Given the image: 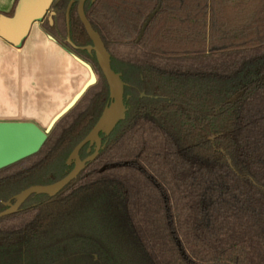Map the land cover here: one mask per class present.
Here are the masks:
<instances>
[{"label":"trees","instance_id":"16d2710c","mask_svg":"<svg viewBox=\"0 0 264 264\" xmlns=\"http://www.w3.org/2000/svg\"><path fill=\"white\" fill-rule=\"evenodd\" d=\"M77 4L54 0L43 27L97 81L36 153L0 167V210L69 173L112 101ZM83 11L125 111L61 189L0 216V264H264V0H86Z\"/></svg>","mask_w":264,"mask_h":264},{"label":"water","instance_id":"95a60500","mask_svg":"<svg viewBox=\"0 0 264 264\" xmlns=\"http://www.w3.org/2000/svg\"><path fill=\"white\" fill-rule=\"evenodd\" d=\"M53 1L54 0H19L15 11L11 16L0 14V37L14 44H20L21 40L27 35L34 22L42 20L46 14H52L50 7ZM85 1L86 0H78V15L92 41V49L95 52L98 64L107 80L112 101L104 108L95 126L70 153L69 158H76V164L73 169L55 182L47 184L34 183L23 188L15 195L13 202H8V206L0 210V216L15 212L25 197L32 192H45L53 194L61 189L77 175L87 160L97 155L100 148V138L98 137V132L103 130L104 132L109 133L116 122L124 114V82L121 80L120 76L114 73L111 69L109 54L99 35L94 31L85 17L83 11V4ZM159 7L160 5L158 4L145 18L136 40H139L142 37L148 23ZM77 60L86 66L89 71V77L81 89L68 102V104H66V106H64L51 119L46 128L43 129L30 120H0V167L36 153L43 145L48 133L56 121L75 105L87 88L96 82L97 78L92 67L79 57H77ZM87 142H95V150L90 156H86L81 159L78 156V152Z\"/></svg>","mask_w":264,"mask_h":264},{"label":"crops","instance_id":"0c3cea01","mask_svg":"<svg viewBox=\"0 0 264 264\" xmlns=\"http://www.w3.org/2000/svg\"><path fill=\"white\" fill-rule=\"evenodd\" d=\"M14 3L0 0V14L9 13ZM77 57L41 20L20 44L0 37V120H30L46 128L89 77Z\"/></svg>","mask_w":264,"mask_h":264},{"label":"flooded vegetation","instance_id":"af4514ba","mask_svg":"<svg viewBox=\"0 0 264 264\" xmlns=\"http://www.w3.org/2000/svg\"><path fill=\"white\" fill-rule=\"evenodd\" d=\"M48 15H49V14H46V15L44 16V18H47ZM42 20H43V19H42ZM42 20H41V21H42ZM85 61H86V60H85ZM87 62H88V61H87ZM88 63H89V62H88ZM89 64H90V63H89ZM90 66L92 67L91 64H90ZM92 69H93V67H92ZM93 71H94V69H93ZM94 73H95V71H94ZM95 75H96V73H95ZM96 78H97V75H96ZM96 81H97V79H96ZM21 204H22V203H21ZM21 204H20V205H21ZM7 206H8V205H7ZM7 206H6V207H7ZM6 207H5V208H6ZM19 207H20V206H19ZM19 207H18V208H19ZM17 210H18V209H17Z\"/></svg>","mask_w":264,"mask_h":264},{"label":"rangeland","instance_id":"374dc122","mask_svg":"<svg viewBox=\"0 0 264 264\" xmlns=\"http://www.w3.org/2000/svg\"><path fill=\"white\" fill-rule=\"evenodd\" d=\"M9 14H11V12L9 13ZM41 25L43 26V23H42V21H41ZM63 44V43H62ZM64 45V44H63ZM69 49V48H68ZM70 50V49H69ZM79 57V56H78ZM81 58V57H80ZM82 59V58H81ZM82 60H84V59H82ZM85 61V60H84ZM86 63H88L87 61H85ZM89 64V63H88ZM90 65V64H89ZM88 76H89V71H88ZM44 129V128H43Z\"/></svg>","mask_w":264,"mask_h":264}]
</instances>
